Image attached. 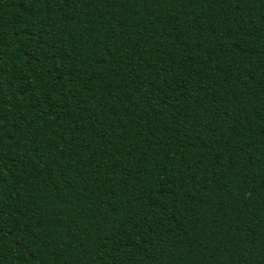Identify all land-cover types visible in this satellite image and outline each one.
Segmentation results:
<instances>
[{
	"label": "trees",
	"instance_id": "16d2710c",
	"mask_svg": "<svg viewBox=\"0 0 264 264\" xmlns=\"http://www.w3.org/2000/svg\"><path fill=\"white\" fill-rule=\"evenodd\" d=\"M0 264H264V0H0Z\"/></svg>",
	"mask_w": 264,
	"mask_h": 264
}]
</instances>
